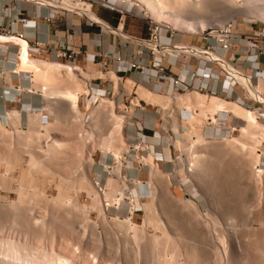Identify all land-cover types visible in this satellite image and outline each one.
<instances>
[{
    "label": "rangeland",
    "instance_id": "rangeland-1",
    "mask_svg": "<svg viewBox=\"0 0 264 264\" xmlns=\"http://www.w3.org/2000/svg\"><path fill=\"white\" fill-rule=\"evenodd\" d=\"M5 1L4 8H9L12 3ZM163 2L166 10L182 4L181 0ZM214 2L216 8L221 6ZM92 4L94 12L100 9L112 17L113 27L121 19L126 22L124 32L129 35L146 34L151 22L158 24L133 1ZM224 10L215 9L218 15ZM227 14L217 17L236 20L240 29L264 28V20L251 14ZM160 27L173 29L186 41H200L210 25L197 33ZM30 54L34 59L57 60ZM81 71L101 75L99 68ZM63 72L49 77L54 78L48 82L52 89L85 93L87 87L76 71L68 76ZM31 75L6 71L0 76V264H24L30 257L43 264H264L263 132L198 100L207 95L235 99L191 88L175 94L195 92L188 101L164 108L140 99L144 88L134 86L128 75L123 84L128 95L121 100L103 96L92 108L90 97H80L79 110L57 111L50 110L42 91L46 79L40 83V77L34 80ZM14 86L23 91H17L19 101L7 110V91ZM139 99L142 108L135 106ZM119 105L129 106L130 111L119 113ZM183 110L186 119L180 117ZM118 115L126 117L118 120L120 124L114 119ZM172 120L183 137L182 148L176 146ZM118 149L124 159L117 157ZM30 158L40 162L32 163ZM156 168L162 177L151 174ZM125 186L135 194L134 205L128 196L122 197ZM190 198L196 204H187Z\"/></svg>",
    "mask_w": 264,
    "mask_h": 264
},
{
    "label": "bare ground",
    "instance_id": "bare-ground-1",
    "mask_svg": "<svg viewBox=\"0 0 264 264\" xmlns=\"http://www.w3.org/2000/svg\"><path fill=\"white\" fill-rule=\"evenodd\" d=\"M32 1H37V3H41L42 5H44L45 7H55V8H60V9H65L68 11H75L79 14H81L82 16H85L86 18H88L90 21H94L97 24L102 25L105 28L110 29L113 32H117L119 33L123 39H128L130 35L126 34L122 29H116L112 26H110L108 23H106L105 21H103L100 17H98L95 12H93L92 8H91V4H89L88 2H73V0H59L60 3H55L49 0H32ZM127 1L129 2H134L138 7L141 8V11H145L147 14H149L151 17L155 18L157 23L160 25H169L172 26L175 30L178 29H184L187 28L192 32L197 33L201 28H204L207 25H215L218 23H222L224 22V18L226 17V14L228 13H232L234 12V14L237 12L236 15H242V14H251L253 16L258 17L259 19H263L264 20V0H217L219 2V5H221L220 7L216 8V5H213L212 3L214 2V0H212L213 2H211V0H181L182 4L180 3V5L177 7L173 6V10L169 9L170 7H172L173 4H169L170 6H168L167 10L163 8V6L165 4H163L164 0L162 1V4L159 2V0H121V2L126 3ZM179 1V0H177ZM216 2V1H215ZM214 2V4H215ZM217 4V3H216ZM53 5V6H52ZM162 5V6H161ZM175 5V4H174ZM166 6V5H165ZM68 7V8H67ZM71 9V10H69ZM214 11H213V10ZM215 9H225L222 12V15H218L217 11H215ZM212 10V11H211ZM221 11V10H220ZM227 14V15H228ZM223 17L225 16L223 19L218 18V17ZM227 18V17H226ZM0 42H8V43H15L16 45L19 46V51L17 52V61L16 63V72L18 73H32L31 76L35 77L34 80L37 79V77H40L42 81L37 80L38 82H44L45 83V79H46V83L49 85L51 83L50 80H53L55 77H57L58 71H64L63 75H69L72 72H77L78 76L80 77V80L82 81V83H84L87 87L88 85V80L91 77H98V75L95 74H89V73H84L81 71V67L80 66H76L77 64L74 63H63L61 61L55 60V61H45V60H40V59H34L31 57L30 54V45L29 42L22 37L13 35V34H7V32H0ZM18 48V47H17ZM157 49L162 50L164 53H166V57L170 59V57H172V52L176 51V52H185L191 55H195L201 59L204 60H219L221 65L223 64L224 68L228 70V72H230L234 77H236L240 83H242L244 85V88H246V90L248 91L249 95L253 98H256L257 100L260 101H264V94H261L262 92L260 91V89L257 88L253 85V83L250 82V80L248 79L251 76H243L241 75L235 66H233L232 64L229 63V61L227 62L226 60H224L222 57H220L218 54L213 53V52H209L208 50L197 46V45H187V44H178L175 45L174 47H169L168 45H162V46H157ZM112 75L110 77H115V72H110L109 74ZM102 75V72L100 73ZM35 75V76H34ZM62 75V76H63ZM89 75H91V77H89ZM93 75V76H92ZM99 75V76H101ZM60 76V75H58ZM106 76V75H105ZM49 77H54L53 79L49 78ZM104 77V76H101ZM38 78V79H40ZM47 79L49 81H47ZM252 79V77H251ZM34 82V81H33ZM42 83V84H44ZM45 83V86L48 87V85ZM51 85H49V88ZM171 86V84H170ZM17 87V86H16ZM15 86L12 87L16 94L17 91H23L22 88H16ZM47 87H43L41 85L42 91L44 94V96L47 98L48 101V107L50 105V110L54 109V110H59L60 108H67L70 111H76L79 110V100H80V95L83 94H78L72 90H60V89H55L53 87V89H49ZM83 87V85H82ZM144 88L143 91H141V98L143 100L148 101V103L153 102L157 105V103L160 105L163 104L164 108L170 107V103L171 105L174 104H180L183 101H188L191 97L192 92H187L184 94H180V95H176V96H170L168 94H162L159 93L158 91H153L151 89H148L147 87L143 86ZM38 88V87H37ZM81 88V87H80ZM28 89V88H27ZM84 90V89H83ZM139 90V88H138ZM88 92V89H85V93ZM139 92V91H138ZM261 92V93H259ZM176 93V92H175ZM174 93V94H175ZM197 93V92H196ZM140 94V93H139ZM208 94V93H207ZM210 94V93H209ZM18 95V94H17ZM17 95L15 96V98H17ZM194 96V95H193ZM192 96V97H193ZM206 96V95H205ZM207 97L204 98H199V102L201 103H208V105H214L215 108L214 110L217 112H222V113H228V114H234V116H238L239 118H242L243 120H245L247 122V126H251V127H259L261 129V133L263 132L264 135V123L263 118H264V109L262 108H247L244 105H241L240 103H238L237 101H227L226 99L224 100L223 98H221L218 95H213L211 98H209V95H207ZM52 100V101H50ZM136 100V99H135ZM191 102V101H190ZM191 104V103H190ZM193 105V104H192ZM100 106V105H99ZM188 106V105H187ZM47 108V107H46ZM175 108V107H174ZM172 109V106H171ZM81 110V109H80ZM176 110V109H175ZM63 111V110H62ZM179 111V110H178ZM15 112V111H14ZM97 112V107L95 108L93 114L95 115V113ZM9 115V114H8ZM56 115V114H55ZM83 115V114H82ZM93 115V116H94ZM165 115V114H164ZM113 116V115H112ZM172 115H170L171 117ZM188 116L187 114V110H183V112L181 113V116L183 119H186ZM117 117V119H116ZM123 115H118L115 116L114 119H116L115 121L118 123V120L120 121H124L123 119ZM104 118V117H103ZM102 118V119H103ZM126 118V117H124ZM167 118V117H166ZM179 118V117H178ZM112 119V120H114ZM209 119V118H208ZM211 119V118H210ZM113 121V123L115 122ZM115 122V124H116ZM126 122V121H125ZM124 122V123H125ZM172 122V127L173 130H175L176 132V146H180V148H182V135L179 129H174L176 123L175 121H170V123ZM101 123V122H99ZM98 123V124H99ZM123 122H121L122 125ZM263 123V124H262ZM120 124V123H118ZM117 125V127L119 128V126ZM16 125V124H15ZM114 125V124H113ZM116 127V126H115ZM116 127V129H117ZM193 128V127H192ZM258 128V129H259ZM105 129V128H104ZM115 129V128H113ZM244 130H246L247 128L244 127ZM241 129V130H243ZM186 130V129H185ZM243 130V131H244ZM190 131V130H189ZM183 132V131H182ZM187 132V131H186ZM245 132V131H244ZM142 134V133H141ZM140 134V135H141ZM185 134V133H184ZM183 134V135H184ZM102 135V134H101ZM144 135H141L142 138ZM92 137V136H91ZM200 138V137H199ZM106 139V137H105ZM104 139V141H105ZM110 138H107L106 141L108 142V140H110ZM115 139V138H113ZM234 139V138H233ZM111 141H113L111 139ZM110 141V142H111ZM116 141V140H115ZM238 141V140H237ZM108 142V143H110ZM114 142V141H113ZM232 142V141H231ZM234 142V141H233ZM195 144V143H194ZM197 144V142H196ZM247 145V143H245ZM175 146V145H174ZM233 146V143H232ZM243 146V145H242ZM245 146V145H244ZM243 146V147H244ZM205 147V146H204ZM234 147V146H233ZM233 147H231V149H233ZM236 148V146H235ZM244 149V148H243ZM185 150V149H184ZM183 151V150H182ZM237 151V150H236ZM235 151V152H236ZM117 152V157L119 159H124L121 151H116ZM259 153V152H258ZM183 154V153H182ZM240 154V153H239ZM23 155V154H22ZM22 157V156H21ZM158 156L155 157V159ZM182 158V156H181ZM14 159V158H13ZM23 159V158H22ZM32 159V163L34 161L33 158ZM164 159V155L163 158L161 160ZM180 159V158H179ZM183 159V158H182ZM247 159V158H246ZM150 160V159H149ZM123 161V160H122ZM35 162V161H34ZM38 162V161H36ZM35 162V164H36ZM40 162V161H39ZM38 162V163H39ZM262 162V161H261ZM10 163V162H9ZM121 163V162H120ZM20 165V163H18ZM17 164V165H18ZM28 164V163H27ZM31 164V163H30ZM242 164V163H241ZM22 165V164H21ZM32 165V164H31ZM145 165V164H144ZM35 166V165H34ZM39 166V164H38ZM36 168V167H35ZM38 168V167H37ZM146 168V167H145ZM151 174H156L160 177L161 173H163L160 168H156L153 170H150ZM184 171V170H183ZM33 172V170H32ZM38 172V171H37ZM23 173V172H22ZM49 173V172H48ZM38 174V173H37ZM122 175V174H121ZM19 176V175H18ZM22 176V175H21ZM54 176V175H53ZM165 176V175H164ZM27 177V176H26ZM33 177V176H32ZM31 177V178H32ZM155 177V176H154ZM19 178V177H18ZM152 178V177H151ZM159 178V177H158ZM13 179V178H12ZM155 179V178H154ZM160 179V178H159ZM166 179H167V184H168V179L170 182L171 176L169 173L166 174ZM29 180V179H28ZM72 180V179H71ZM139 181V180H138ZM137 180L135 181L136 183L135 186L138 188L139 186V182ZM79 182V181H78ZM33 183V182H32ZM35 183V182H34ZM42 183V182H41ZM94 183H96V185L100 186V182L99 181H95ZM154 183V182H153ZM158 183H156L157 185ZM21 185V184H20ZM77 185V184H76ZM169 185V184H168ZM30 187V186H29ZM44 187V186H43ZM36 188V187H35ZM156 188V187H155ZM158 188V187H157ZM20 189V188H19ZM22 189V188H21ZM37 189V188H36ZM102 189V188H101ZM62 190V189H61ZM45 191V189H44ZM99 191V190H98ZM15 193V192H14ZM41 193V192H40ZM65 194V193H64ZM128 196L129 199H131L130 202L133 203L135 202V194L130 190L129 187L125 186L122 190V197ZM169 197V196H168ZM26 198V197H25ZM183 199V198H182ZM33 201V200H32ZM68 202V201H67ZM188 202V203H187ZM187 204H196L191 198L188 199L186 201ZM185 203V204H186ZM28 204V203H27ZM192 204V205H193ZM191 205V206H192ZM134 208V207H133ZM132 208V209H133ZM199 209V208H198ZM203 216V215H202ZM129 221H132L129 219ZM205 225V224H204ZM137 226V225H136ZM215 229V228H214ZM214 232V231H213ZM137 238V237H136ZM142 238V237H141ZM219 241V240H218ZM131 242V241H130ZM224 244L222 243V245L225 246V241H223ZM221 243V242H220ZM6 244V243H5ZM196 244V243H195ZM10 247V246H9ZM229 247V246H228ZM227 248V247H226ZM36 249V248H35ZM223 249H225V247H223ZM21 250V249H20ZM26 250V248H25ZM37 250V249H36ZM226 250V249H225ZM19 251V250H18ZM17 251V252H18ZM24 251V250H23ZM34 251V250H33ZM223 251V250H222ZM228 251V250H227ZM32 252V251H31ZM186 252V251H185ZM13 253V252H12ZM22 253V252H21ZM43 253V252H42ZM30 254V252H29ZM36 254V253H35ZM221 254V253H220ZM223 254V253H222ZM13 256V255H12ZM41 256V255H40ZM57 256V255H56ZM193 256V255H192ZM23 257V256H22ZM21 257V259H22ZM25 257V256H24ZM221 257V256H220ZM12 258V257H11ZM18 258V257H17ZM29 257H27L28 260ZM44 258V257H43ZM63 258V257H62ZM19 259V258H18ZM25 259V258H24ZM51 259V258H50ZM223 259V258H222ZM221 259V260H222ZM1 260V259H0ZM7 260V259H6ZM15 260V259H14ZM195 260V259H193ZM12 261V260H11ZM51 261V260H49ZM237 261V260H236ZM25 262V260L23 261ZM146 262V261H145ZM15 263V262H14ZM13 263V264H14ZM19 263V262H18ZM16 263V264H18ZM49 263V262H48ZM53 263V262H52ZM3 264V263H2ZM12 264V263H10ZM22 264V261L21 263ZM24 264H43L40 261H37L35 259H30L28 260L27 263ZM56 264V263H55ZM59 264V263H58ZM68 264V263H67Z\"/></svg>",
    "mask_w": 264,
    "mask_h": 264
},
{
    "label": "crops",
    "instance_id": "crops-1",
    "mask_svg": "<svg viewBox=\"0 0 264 264\" xmlns=\"http://www.w3.org/2000/svg\"><path fill=\"white\" fill-rule=\"evenodd\" d=\"M49 1L60 3V1L58 0ZM5 2V0L0 1V25L4 27L7 34H13L25 38L29 42L31 53L34 52L33 48L37 42L49 41L51 43V46L55 49L67 42L69 45L81 48L84 52H87V57H92L94 53L116 54L117 52H123L128 59L139 60L145 65L151 66L153 62L152 56L146 54L138 56L134 54V49L139 48V46L135 43H126V41L122 38L119 33L113 32L100 24L91 25L87 20L81 19L79 15L59 10L60 8H55L51 6L45 7L41 3H37V1L32 0H10L8 3L11 2L12 5L9 8H4V5L6 4ZM13 3H15V6L13 5ZM95 14L100 17L103 21L108 23L110 26H112V17L103 14L100 9H96ZM125 25L126 22H123L121 19L119 22V26L114 28L122 29L124 31ZM260 29L261 28L258 26H251L250 29L247 27L242 29L236 27V30L238 32L243 33L248 38H253L255 31ZM138 35H140L139 37L141 38L148 37L150 35V29L148 33H139ZM138 35L136 37H138ZM162 36L163 41L167 43V32L163 31ZM175 41L185 43L191 42L192 44H196L198 46L205 45V41L203 39H200V41H186L184 38L179 37V35H176ZM18 51L19 46L15 43L0 42V76H2L3 73H5L6 71L12 72L13 74L18 73L14 70L15 62L17 61L16 55ZM175 52H172V57H170V59L165 57L162 60L165 63L173 64V66L170 67V69L168 70V73L171 75V77H178L179 75L184 76V74L189 71L190 74L187 77L188 83H200L207 89L216 91L217 94L235 99L238 103L251 106L252 104L255 105L252 100L245 99L242 87H240L239 85L233 86L231 84V80L227 77V74L224 70V66H207V63L205 61L200 59H192L189 56L177 59L174 56ZM219 53L222 55L224 54V52L222 51H219ZM39 54L42 55L41 53ZM247 57V54L240 53L234 57L231 63H229L233 66L239 67L242 65H246L245 68H243V71L246 75H250L252 79L251 77L248 78L247 76H245V74L243 76L247 77L256 88L258 86L260 91L264 94V56L258 57L257 61L255 62L251 61L250 59H247ZM74 62L88 70L95 71L99 68L98 64L95 61L86 59V56H84V54L78 55V57L75 58ZM201 71L218 72L220 73V79L206 80L199 78H190L193 72L200 73ZM114 72L116 75L122 76L124 79H126V82L128 79V75H130V77L133 78L132 81H134V83H136V86L138 85V87L146 85L159 90L160 92H158L162 94L165 93L174 96L175 94H177H173L172 91H170L171 86L165 81H160V83L155 82L154 84H149V76L151 74L155 75L156 73L152 69H149L148 71H146V73H141V71H139L138 69L133 68L126 72H119L118 70ZM109 73L106 74L109 75ZM223 77L224 79H222ZM255 83L257 84V86L255 85ZM160 84L162 85V92ZM120 92L122 94L126 93L123 87H120ZM17 94L14 90L7 91V110L11 107H15L14 104L19 101V97L15 98ZM180 94L178 93V95ZM120 97H122L121 94L118 96V99H121ZM12 104L14 106H12Z\"/></svg>",
    "mask_w": 264,
    "mask_h": 264
},
{
    "label": "built area",
    "instance_id": "built-area-1",
    "mask_svg": "<svg viewBox=\"0 0 264 264\" xmlns=\"http://www.w3.org/2000/svg\"><path fill=\"white\" fill-rule=\"evenodd\" d=\"M85 2H88L93 5L92 3L94 0H84ZM73 2H83V0H73ZM60 10V9H59ZM65 10V9H64ZM70 13H75L77 15L82 16L81 14L73 11H68ZM87 21L91 24H97L94 21H90L87 18ZM237 27V21L236 20H227L222 23H218L215 25L210 26L209 28L203 29L201 36L202 39L205 41L204 46H200L209 52L216 53L220 55L225 60L229 61L230 63L234 59V57L237 54L243 53L247 54V59H250L251 61L255 62L257 61L258 57L264 56V28H261L260 30L255 31L253 38L246 37L243 33L238 32L236 30ZM150 29V35L149 37L140 38L133 35H130L128 39H124L126 43H135L139 46V48L134 49V54L141 56V55H149L153 57V62L151 66L145 65L141 63L139 60H131L128 59L123 52H117L116 54L113 53H94L92 57H87V52H84L81 48L71 46L67 42L60 45L57 49L53 48L51 46V43L49 41H42L37 42L36 45L33 48V51L36 53L46 54L52 58L57 59L58 61H67V63H74V60L78 55L84 54L86 56V59L95 61L101 72L103 73H109L111 71H128L132 68L138 69L141 71V73H146L149 69L154 70L156 73L155 75H150L148 78L149 84H154L155 82L160 83V81H165L169 84H171V90L174 94L178 90H187V89H196L202 92H208L211 94H217L216 91L207 89L202 84L198 83H188L187 77L189 76L190 72L187 71L184 76L179 75L178 77H171V75L168 73V70L170 67L173 66L171 63H165L162 60L166 57V53H164L162 50L157 49V46L162 45H168L169 47H174L177 44H187L185 42H177L175 41L176 35H178L173 29L170 30V28H167L165 30L164 28L160 27V25L151 22L149 25ZM166 31L168 38L167 43L163 41L162 32ZM0 32H6L4 27L0 25ZM244 41V43H243ZM187 45H196V44H187ZM198 46V45H197ZM219 51L224 52V54H220ZM175 52V51H173ZM177 59L178 58H185V57H191L192 59H200L207 63V66L209 65H221L219 60H204L201 59L195 55H190L185 52H175L174 55ZM76 66H80L83 69V66L77 64ZM246 65L242 66H235L237 71L244 75L243 68H245ZM117 69V70H116ZM227 77L232 78L231 84L239 85L242 87L244 91V97L246 100H252L254 102V107L262 108L264 109V101L257 100L256 98H253L244 90V87L242 83L239 82V80L234 77L230 72H228L227 69H224ZM245 76H250L246 75ZM191 79L193 78H199V79H206V80H217L220 79V73L212 71H201L199 72H193L190 76ZM250 78V77H249ZM111 83V84H110ZM126 83V80L122 76L115 75V78L113 77H96L93 79H90L87 85L88 92L81 94L80 97L82 98H88L89 102L92 104V108L96 105L97 102H100L103 96H107L110 98H113L115 101L119 100L118 96L121 94L124 98L125 95H128L127 93L122 94L120 92V87H123V84ZM136 83L134 84V86ZM174 89V90H173ZM261 93V92H260ZM136 94V93H135ZM263 94V93H261ZM264 96V95H263ZM121 100V99H120ZM138 104V105H137ZM135 106L142 108L140 104V99L138 100ZM246 107H253L251 105H245ZM129 106L121 107L118 106L119 113H125L127 114L129 110ZM264 121V118H263ZM264 123V122H263Z\"/></svg>",
    "mask_w": 264,
    "mask_h": 264
}]
</instances>
